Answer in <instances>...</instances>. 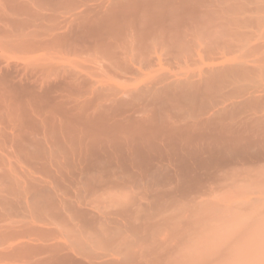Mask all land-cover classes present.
<instances>
[{
  "label": "bare ground",
  "instance_id": "6f19581e",
  "mask_svg": "<svg viewBox=\"0 0 264 264\" xmlns=\"http://www.w3.org/2000/svg\"><path fill=\"white\" fill-rule=\"evenodd\" d=\"M255 177L264 0H0V264H219Z\"/></svg>",
  "mask_w": 264,
  "mask_h": 264
},
{
  "label": "rangeland",
  "instance_id": "374dc122",
  "mask_svg": "<svg viewBox=\"0 0 264 264\" xmlns=\"http://www.w3.org/2000/svg\"><path fill=\"white\" fill-rule=\"evenodd\" d=\"M255 178H256V177H255ZM257 179L259 180V178H256V179H255L256 183H254L255 181H252L253 179L251 180L252 183H250V182L244 183V187H245V188L248 186V185H246V184H248V183L252 184V185L249 184V187H247L248 189L246 188L247 190H250V192H248V191L244 188V190L247 191V193H246V192H244V193L247 194V197H248V198H252V195H253L254 197L258 195V197H259V196H261V195L263 194V196H264V193H263V192H264V188L261 187V186H264L263 183H262L263 181H261V179H260V180L257 182ZM260 181H261V184H259V186H260L263 190H259L258 183H259ZM254 184H255V186H257V187H254ZM256 184H257V185H256ZM250 186L252 187V191H251ZM253 187H254V189H253ZM261 188H260V189H261ZM244 190H243V191H244ZM253 190H255V192H257V193L259 192V194L254 193ZM256 190H259V191H256ZM243 191H242V192H243ZM260 191H261L262 193H261ZM251 192H253V193H251ZM248 193H249V194H248ZM243 195H244L243 193H242V195H240V196H239V194H238V196H237V200H238V199H239L240 201L243 200V198H244L246 195H245L244 197H242V199L238 198V197H241V196H243ZM263 196H261V197H263ZM222 197H223V196H222ZM222 197H221V198H222ZM225 197H226V196H225ZM225 197H224V198H225ZM211 198H212V197H211ZM214 198L216 199L217 197H214ZM219 198H220V197H219ZM226 198H227V197H226ZM226 198H225V200H226ZM263 198H264V197H263ZM222 200L224 201V199H222ZM222 200H221V202H222V204H224V205H225L227 202H228L227 204H230V203H231V202L227 201V200H230V199H227V200H226V203H225V201L223 202ZM160 202H162V201H160ZM160 202H159V203H160ZM259 202H260V203H259ZM259 202H258V204H260V205L262 206V209H263V210L259 207V208H257V210H259V211L254 210L255 212L253 211V212H254V213H253L252 210L254 209V206L257 205V203H256V204H252V205H253V206H252V208H253L252 210H251V207L248 208V212L246 211V209H245L246 212H245V211L241 212V211L244 210V209L241 210L242 207H241V208L239 207L240 209H239V211H238V214L241 213L242 215L240 214L241 216L237 215V217H235V213H234V214H233L234 216H233L232 218H234V217H235V218H234L232 221H231V220L229 219V217H228V220H230V222H229L227 219H226V221L229 222V223H228L229 226H230V224H232V226H234L233 228H232L231 226H230L231 228H229V227L227 226V224H226V223H227L226 221L223 222V223L226 222V223H225L226 225H225L224 227H222V228H221V227L216 228V226H219V225H218L219 223H218V220H217V219H216V220H217V223H218V224L215 223V222H213V223L216 224V226L213 225V224H211V226L213 225V227H212L213 229L216 228L215 230H213L212 228H209V229H212V231H215V232H216L217 229H218V230L221 229V230H219V232H222V231H223V233H221L220 239H219V237L216 236V239L218 238L219 240H221V243H223V245H224V247H225V248H224L223 245H220V244H221L220 242H219L220 244L217 243L218 245H220V246L224 249V254H223V253H222V254L220 253L222 257L219 256V258H220L221 260H220V259H219V260L216 259V260H217V263H219V264H264V238H263L264 235L261 234V232L264 233V231H263L264 228L262 229V226L260 227L261 224H263V226H264V223H263V222H264V218H261V217H264V216H263V215H264V212L261 213L262 211H264V202H263V201H259ZM261 202H263V205L261 204ZM160 204H162V203H160ZM160 204H159V205H160ZM159 205H158V206H159ZM224 205H223V206H224ZM258 206H259V205H258ZM258 206H257V207H258ZM224 209H226V208H223V210H224ZM227 209H228V208H227ZM255 209H256V207H255ZM260 209H261V210H260ZM233 210H234V209H233ZM236 210H237V208L235 209V211H236ZM227 211H230V210H226V212H227ZM249 211H251L252 214H250ZM226 212L224 211V218H225V214H226ZM231 212L233 213V211H230V213L228 212V214H231ZM244 212H245L246 214L249 213L248 215H251V216L245 215ZM243 213H244L245 216L243 215ZM255 213H256V214H257V213H260V214H258V216H256ZM220 214H221V213H220ZM236 214H237V212H236ZM253 214H254V215H253ZM261 214H262V215H261ZM218 215H219V214H218ZM221 215L223 216V213H222ZM219 216H220V215H219ZM219 216H217L218 219H219ZM222 216H221V217H222ZM229 216H230V215H229ZM231 216H232V214H231ZM242 216H244V217H242ZM247 216H248V217H247ZM239 217H240V218H239ZM256 217H258L257 220H256ZM259 217H260V220H262V222H260V225L258 224L259 222H257V221H260V220H259ZM226 218H227V217H226ZM230 218H231V217H230ZM232 218H231V219H232ZM222 219H223V218H222ZM222 219H221V221H222ZM246 219H247V220H246ZM251 219H253L255 222H254L253 220H251ZM223 220H224V219H223ZM235 220H236V221H235ZM242 220H243V221H242ZM245 221H247V222H245ZM249 221H250L251 226H249ZM219 222H220V221H219ZM236 222H238V223H236ZM242 222H243V223H242ZM256 222H257V224H255ZM221 223H222V222H221ZM223 223H222V224H223ZM247 223H248V224H247ZM207 224L210 225V222L207 223ZM222 224H221V226L224 225V224H223V225H222ZM253 224H255L254 227H253V228H250V227H252ZM208 225H207V226H208ZM211 226H210V227H211ZM214 226H215V227H214ZM240 226H242V228H243V230H242L243 235H241L242 233L240 232V233H241V234H240V235H241V238H242V236L244 237V236L247 235V237H244L245 240H242L243 238H242V239L239 238L240 236H238V235H236V234H235V236H236V238H235V236H234V234H233V233H235V232H238L237 230H239V231L241 230V229H240V228H241ZM245 226H247V230H249V229H254V228L257 226V227L255 228V230H256L257 228L259 229V227H260L262 231H261L260 229H259V232H257L258 229H257L256 232H254L253 230H251V231H248V232H250V233L254 232V233H256V234L253 233V234L251 235V234L249 233V234H250V236H249L248 233H246V235H244V234H245V233H244V232H245V230H244ZM248 226H249V229H248ZM227 227H228V228H227ZM235 227H236L237 230L234 229ZM223 228H225V229H223ZM209 229H208V230H209ZM227 229H228V230H227ZM233 229H234V230H233ZM206 230H207V229H206ZM208 230H207V231H208ZM225 230H226V231H225ZM232 230H233L234 232H232ZM235 230H236V231H235ZM209 231H210V230H209ZM209 231L207 232V233H208V234H207L208 236H209L210 233H211V231H210V232H209ZM260 231H261V232H260ZM215 232H213V233H215ZM217 232H218V231H217ZM219 232H218V233H219ZM231 232H232V233H231ZM213 233H212V234H213ZM205 234H206V233H204V237H203L204 240L202 239L203 242H205V243H207V242H211V245H212L211 247H213V243H212L213 238H211V237H213L214 235H213V236L210 235V236H211V237H210L211 240L209 241L210 238H208V240H207V237H206L207 235H205ZM238 234H239V233H238ZM257 234H258V235H257ZM219 235H220V234H219ZM219 235H218V236H219ZM230 235H232V236H230ZM228 236H230V238L232 237V239L228 238ZM221 237H222V238H221ZM224 237H225V238H224ZM233 237H234L235 239H234ZM214 238H215V237H214ZM237 238H239L240 240H239V239L237 240ZM216 239H214V242H215ZM233 239H234V240H233ZM205 240H206L207 242H206ZM231 240H232V242L235 241L236 243H235V242L231 243ZM228 241H229V242H228ZM241 241H242V242H241ZM200 242H201V240H200ZM200 242H199V243H200ZM224 242H225V243H224ZM229 243H230V244H229ZM208 244H209V243H207V244H205V245H208ZM215 244H216V243H215ZM215 244H214V247L216 246ZM227 244H229V247H228ZM226 245H227V248H226ZM230 245H231V246H230ZM209 246H210V245H209ZM214 247L211 248V249H214ZM205 248H208V246L205 247ZM215 248H216V247H215ZM217 248H218V247H217ZM217 248H216V249H217ZM219 248H220V247H219ZM206 250H207V249H206ZM207 251H208V250H207ZM219 251H220V250H219ZM209 252L212 253L211 250H210ZM209 252H208V253H209ZM213 252L215 253L216 251H213ZM225 252L228 253V255H227V254L225 255ZM231 252H232V253H231ZM230 253H231V255H230ZM212 254H213V253H212ZM209 255H210V254H209ZM210 256H211V255H210ZM214 257H215V256H214ZM211 258H212V257H211ZM212 259H213V258H212ZM216 260H214L215 263H216Z\"/></svg>",
  "mask_w": 264,
  "mask_h": 264
}]
</instances>
